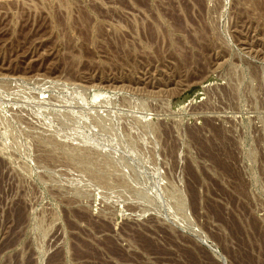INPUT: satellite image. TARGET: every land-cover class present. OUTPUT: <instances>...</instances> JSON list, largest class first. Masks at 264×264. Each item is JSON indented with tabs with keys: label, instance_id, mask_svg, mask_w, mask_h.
<instances>
[{
	"label": "rangeland",
	"instance_id": "1",
	"mask_svg": "<svg viewBox=\"0 0 264 264\" xmlns=\"http://www.w3.org/2000/svg\"><path fill=\"white\" fill-rule=\"evenodd\" d=\"M0 264H264V0H0Z\"/></svg>",
	"mask_w": 264,
	"mask_h": 264
},
{
	"label": "bare ground",
	"instance_id": "2",
	"mask_svg": "<svg viewBox=\"0 0 264 264\" xmlns=\"http://www.w3.org/2000/svg\"><path fill=\"white\" fill-rule=\"evenodd\" d=\"M146 243V242H145Z\"/></svg>",
	"mask_w": 264,
	"mask_h": 264
}]
</instances>
